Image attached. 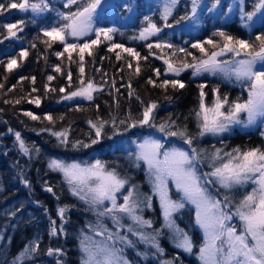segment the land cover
Returning a JSON list of instances; mask_svg holds the SVG:
<instances>
[{
    "label": "trees",
    "instance_id": "16d2710c",
    "mask_svg": "<svg viewBox=\"0 0 264 264\" xmlns=\"http://www.w3.org/2000/svg\"><path fill=\"white\" fill-rule=\"evenodd\" d=\"M101 1L106 3L100 18H94V27H114L115 31L111 33L110 40L100 37V43L86 50L82 62L79 49L71 53L69 60V53L64 51L63 43L50 41L43 32L52 25L63 23L59 13L76 11L87 0H79L78 4L67 8L60 0H47L49 10L43 13L10 9L0 15V24L16 23L20 20L26 22L23 31L17 32V37L9 39L4 38L8 35L7 30L0 27V264H15L16 257L26 247L37 243V252L30 259H26L24 264H81L80 234L94 217L86 202L72 196L61 176L48 167L51 160L76 162L81 166L100 160L107 169L114 168L129 185H137L143 195H149L144 165L139 162L137 166L135 160V143L151 136L161 140L165 148H180L191 155L192 145H187L179 137H168L148 126L129 127L142 118L144 107L150 103L155 102L158 105L153 113V122L156 125L171 118L180 129H187L188 134L194 137V143L195 140L202 139L198 144H193L195 149L206 152L214 149H222L224 152H231L235 148H240L241 151L264 149V130L261 125L246 131L234 128L231 134L213 139L199 135V121L195 113L199 110L200 86H204V101L210 106L214 99L213 89H218L221 96L226 95L230 102L237 98L240 102L246 101L248 82H233L223 78L220 73L210 76L193 75L191 68L177 76L166 71L165 64V60H169L174 66L182 67L184 62L196 63L207 59L204 53L192 45L203 44L209 55L213 50L218 51L223 39L214 33L219 31L253 42L258 47L256 36L264 33V19L260 25L247 31L238 16L229 20L223 19L227 5L229 6L224 0L220 5L221 12L217 13L216 18L212 16V9H215L212 6L217 3L215 0H207L212 1L207 2L208 5L199 2L195 16L192 14V0H178L167 21L158 15L159 9L148 17L162 31L159 38L157 35L143 40L138 37L147 22L142 20L138 5L135 6L134 22L126 26L118 23L119 18L131 15L133 7H129V2L138 3L141 0L125 2L126 8L122 10L119 8L121 2ZM9 2L10 0H0L6 7ZM109 3L110 7H107ZM248 3L250 0L242 2L244 12L249 9ZM256 3L257 0H254L252 11ZM181 17L191 19L181 20ZM188 25L195 28L184 32L183 27ZM210 38L218 42L215 49L213 45L206 43ZM94 39L97 37L91 32L82 39L68 37V42L82 44L90 43ZM149 43L153 45L152 49L147 47ZM157 43L162 46L155 47ZM114 44L121 45L124 49H133L139 53V57L120 48H111ZM168 44L173 47H167ZM180 48L185 49V52H179ZM24 51L27 55L21 56L20 53ZM58 52L63 55H56ZM193 57H196L195 61ZM241 58H245L243 54L235 57L228 52L217 57L221 61ZM11 59L16 60L17 66L9 71L7 64ZM81 63L84 67L83 74L79 71ZM137 66L140 68L139 73L136 72ZM57 67L60 71H56ZM50 76L51 80L48 79ZM81 79L85 85L88 81L94 84L96 90L92 93V99L80 96L64 99L81 87ZM165 79L179 80L184 87L172 88L169 85L165 89L160 86ZM149 80L153 83H149ZM61 88L64 91H60ZM37 99L39 104L35 103ZM28 112L38 119L34 120L25 115ZM48 116L52 119H46ZM121 121L125 123L122 124ZM101 122L106 123L103 124L101 135L97 137L93 124L99 126ZM172 130L175 131L176 127ZM16 132L21 134L29 148L27 155L20 149ZM54 132L66 133V136L57 137L53 135ZM62 140L66 142L62 143ZM93 140L96 143H92ZM85 144L89 146L84 147ZM201 174L199 172L200 176ZM49 187L52 188L51 192L47 191ZM207 188L214 191L208 185ZM241 190L242 188L236 189L238 193L233 197L240 196L242 199L244 193ZM170 196L173 200H180L179 194L172 190ZM229 197L231 198L230 194ZM152 203V227L158 229L161 227L159 211L155 203ZM62 207L66 209L63 219L58 214V209ZM192 211L185 206L174 216L179 228L186 231L192 239L193 248L188 255L176 251L169 243L167 232L162 231L159 244L163 252L160 254L145 249V244L138 243L126 234L135 250L128 251L125 245L122 250L125 260L131 264H163L164 261H172V264H199L196 255L202 238L199 230L193 226ZM52 221L56 222V235L51 234ZM49 249H60L61 252L48 255ZM136 250L144 256L143 260L134 254Z\"/></svg>",
    "mask_w": 264,
    "mask_h": 264
},
{
    "label": "snow or ice",
    "instance_id": "6c2138e0",
    "mask_svg": "<svg viewBox=\"0 0 264 264\" xmlns=\"http://www.w3.org/2000/svg\"><path fill=\"white\" fill-rule=\"evenodd\" d=\"M219 3V0H216ZM79 0H67L64 5L66 8L71 5L78 4ZM178 0H164L163 10L161 13L162 19L167 21V18L172 14ZM101 0H87L83 7H77L76 11L67 13H59L60 23L58 26H52L50 29L44 30V36L50 41H59L64 45V51L71 53L77 49L80 52V61L84 60V52L89 50L92 45L100 43V37L103 35L105 39H111L110 33L115 31L111 28H95L94 16L97 8L100 6ZM199 0H192V14L195 16ZM213 8L216 4H213ZM10 9H18L20 12L31 10L32 13H43L49 10L47 0H10L7 4L0 3V15ZM261 12L264 14V0H258L254 5V11L244 12L241 7V20L251 21L252 18ZM183 19H191V17H181ZM147 27L140 32L139 39L146 40L149 36H157L162 29L146 17ZM24 20L16 23L0 24V27L7 30L8 35L5 39L17 37V32L23 31L25 25ZM179 23V21H177ZM171 27V25H166ZM245 26L248 25L245 23ZM91 32H95L97 39L91 40L90 43H69L68 37L79 39ZM223 39L222 46L219 50H213L210 55L206 52L205 47L201 43L193 44V48H198L201 53H204L208 58L201 59L196 63L184 62L182 67H176L169 60H165L167 65L166 71L179 76L180 72L185 69H193V75H200L208 72L213 75L217 73L224 74L231 79L233 76L238 82H248V99L240 102L239 98L234 101H229L226 95L221 96L218 89H213L214 99L212 104L206 105L204 101L205 93L203 85H201L199 110L196 111L198 118L199 135L204 136L206 133L217 134L228 130L232 123H241L239 119L240 113H247L248 123L251 124L257 116H264V33L256 36V41L259 42L258 47L245 39H238L231 34L219 31L214 33ZM2 42V41H0ZM48 43V41H46ZM207 44L213 45L215 49L218 42L214 39H208ZM34 46V45H33ZM161 43H157L155 47L160 48ZM114 48L122 47L121 45H113ZM152 49L153 45H147ZM167 47H173L168 44ZM130 55L139 57V53L133 49H124ZM179 52H185V49H178ZM232 53L235 57L244 55L243 59H234L232 61H221L217 57L224 53ZM92 55L91 51H88ZM175 53H173L174 55ZM21 56H26L27 52H21ZM61 56L63 53H56ZM191 55V53H186ZM119 59V55L117 56ZM147 59V57H143ZM196 60V57H193ZM259 65V68H258ZM17 66L15 59L8 61L7 68L11 71ZM131 67V64H129ZM56 71H60L57 67ZM79 71L84 73V67L81 63ZM140 68L137 66L136 72L139 73ZM159 70L157 75L159 76ZM71 74L69 73V79ZM34 79V78H33ZM49 80L52 77H48ZM149 83H153L149 80ZM81 87L77 91L71 92L64 99H72L73 97H84L91 100L92 93L95 91V86L92 81H88L85 85L84 81H80ZM171 85L172 88H183L184 84L179 80H163L161 87L167 89ZM2 87V85H0ZM60 91H64L63 88ZM20 101H16L19 103ZM35 103L39 104L37 99ZM158 105L153 102L144 107L142 118L134 121L129 125L131 128L148 126L156 128L158 132L164 133L168 137H179L184 140V143L191 146L194 137L190 136L187 129H180L175 125V121L169 118L167 121L156 125L154 121V110ZM32 119H38L31 112L25 113ZM46 119L51 120L48 116ZM99 126L93 124L96 129V136L101 135L103 124ZM125 123V121H121ZM176 127L173 131L172 128ZM57 137H65L66 133L54 132ZM16 139L19 142L20 149L24 154L29 153V148L25 145V141L21 138L19 132L15 133ZM62 143L66 140H62ZM79 143V142H78ZM92 143H96L95 140ZM84 147L89 145L85 144ZM135 160L137 166L139 162L147 166L150 182L153 187V192L158 196L162 214L165 220L163 228L168 229L172 233V239L177 248L186 252H191L193 243L191 237L186 231L179 228L173 219V214L185 207V202L191 203L196 207V224L204 232V243L199 251V259L201 264H264V149L252 148L246 151H241L240 148H235L231 152H224L222 149H216L211 154L212 171L204 173L203 177L197 174L196 162L201 155V150L191 148V155L188 151L180 148L172 147L165 149L164 143L159 139H154L151 136L146 137L143 142L136 145ZM38 151V150H37ZM49 167L53 170L61 171L71 186V191L74 195L84 199L86 203L91 205H103L104 201H110L111 207H106L99 216L109 215L113 219L115 225L119 227H127V231L134 236H138L140 241L145 244H151L156 248L157 252H163L159 244V237L162 235V229H152L151 232H146L144 229L152 228V221L145 220L141 215L137 214V209L143 204L146 207H151V196L145 195L140 199V193H135L136 199H133V190L128 191L127 195L123 196L124 203L117 204L116 194L120 192L127 183L126 179H122L117 171L113 168L107 169L105 164L96 160L94 164L81 166L79 163L71 164L61 160L53 159L49 163ZM204 177H214L215 180H204V183H219L222 188L231 190L233 188L251 183L254 185L250 192H247L243 198L235 205V212L229 213L225 209L228 208L231 201L228 196L224 197L223 203L219 199H215L203 186L202 180ZM175 184L177 191L182 193L181 200H173L169 195V181ZM51 192L52 188H47ZM65 208H59L58 214L63 219ZM122 214V215H121ZM127 217L132 221V224L124 225L122 220ZM233 216L238 217L241 222L240 230H237L235 225H230L228 221ZM55 221H52L51 234L56 235ZM63 231V228L60 229ZM105 233L107 235L105 236ZM97 235L105 236V239L99 243L93 241L91 245L82 241L83 250L88 259L84 264H129L123 256L118 253L121 250L115 249L109 245V241L114 240V234L104 229L103 232H97ZM124 243L131 245V241L126 236L120 238ZM38 243L31 247H26L23 252L16 257L15 264H24L26 259H30L38 250ZM53 252L60 253V249H49L48 255H53ZM163 264H172V261H164Z\"/></svg>",
    "mask_w": 264,
    "mask_h": 264
},
{
    "label": "rangeland",
    "instance_id": "374dc122",
    "mask_svg": "<svg viewBox=\"0 0 264 264\" xmlns=\"http://www.w3.org/2000/svg\"><path fill=\"white\" fill-rule=\"evenodd\" d=\"M61 3H63L64 5L67 3V0H60ZM115 1V0H114ZM117 2H121V5H120V9L122 10L123 8H126V3L125 2H129V0H116ZM227 4H229V6L227 5V11H226V16L223 17V19H231L233 16H238L239 18H241V7L243 8L242 6V2L243 0H224ZM32 2H38V0H33ZM199 2H203L205 4L208 5L207 2H212V1H207V0H199ZM216 2V0L214 1ZM221 2H223V0H219V3H216V7L215 9H212L213 12V18H216L218 16L217 13H220L221 12V8H220V5H221ZM258 2V0H257ZM102 3V7H101V4L100 6L97 8L96 10V14L94 16V18H100V16L103 14V9H104V4L106 3ZM254 3V0H250V3H248L250 6L249 9L246 11V12H251L252 11V5ZM163 4H164V0H141V2H129V7H133V9L131 10V15H129V17H121L118 19V23L122 26H126L127 24L129 23H132L134 22V17H135V6L138 5L140 7V15L142 16V20L146 21L145 18L146 17H150L153 13L156 12V9H159L160 10V14L158 13V15L160 17L161 16V13H162V10H163ZM178 4V3H177ZM107 7H110V3L106 5ZM31 11V10H29ZM174 11V9H173ZM172 11V12H173ZM119 13V12H118ZM200 16V14H199ZM60 18V16H59ZM264 19V14H262L261 12H257V14L252 18L251 21H247V19L243 21V27L244 29H246L247 31H251L254 27L260 25L262 23V20ZM220 20H222V16H220ZM147 22V21H146ZM245 23L248 25L247 27L245 26ZM53 26V25H52ZM145 27H147V23L145 25ZM144 27V28H145ZM51 28V27H50ZM49 28V29H50ZM107 28H111V29H115L114 27H107ZM106 28V29H107ZM192 28H195V26H184L183 27V31L186 32L188 30H191ZM93 34L95 35V32H93ZM88 36V35H86ZM96 36V35H95ZM110 36L112 38V34L110 33ZM85 37V36H84ZM84 37H80L79 39H82ZM101 37L103 39H105L103 37V35H101ZM155 36H149L146 40H149L151 38H153ZM160 35L158 34L157 38H159ZM72 38V37H71ZM77 38H74V40H76ZM109 40V39H108ZM144 40V39H143ZM113 48V46L111 47ZM121 50H124V48L122 47H119ZM243 59V58H241ZM224 61V60H222ZM232 61V60H231ZM258 68H259V65H258ZM222 74V73H220ZM200 75H212L211 73H208V72H205V73H202ZM222 77L227 79V80H230V81H237L235 79V77L233 76L231 79L227 78L224 74H222ZM242 118V119H241ZM239 119L241 121V123H232L229 125L228 127V130L224 131V132H220V133H217V134H212V133H206L204 136H201L202 138H210V139H213V138H219L221 136H224V135H229L232 133L233 129L234 128H237L238 130H243V131H246V130H249V129H253L259 125L262 126L263 130H264V116H257L256 119L251 123L249 124L248 123V117H247V113H240L239 115ZM153 138V137H152ZM145 139V138H144ZM143 139V140H144ZM155 139V138H154ZM143 140H141L139 143L143 142ZM202 139H197L195 140V143L193 142L192 143V147L193 148V144H198L199 141H201ZM138 143H135L134 145V149H135V153L137 151V145ZM169 148H172V147H167L165 149H169ZM216 149L214 150H209V151H205V152H201L200 149H197L198 152H201V155L200 157L198 158L197 162H196V168H197V174L199 175V172H201V176L203 177V174L204 173H210L213 169H212V163H211V154L215 151ZM143 165H144V169H145V179H146V184L149 188V195L147 196H151V207H146L145 205L141 204L140 205V208L137 209V214L138 215H141L145 220H151L153 222V216H154V210H153V203H155L158 211H159V217H160V223H161V227L158 228V229H162V226L164 225L165 223V220H164V217H163V214H162V210H161V205H160V201H159V198L157 195L154 194L153 192V187H152V184L150 182V178H149V175H148V170H147V166L143 163V161H140ZM50 163V162H49ZM66 163H69L71 164V162H66ZM48 167H49V164H48ZM50 168V167H49ZM51 169V168H50ZM52 171L58 173L62 180L64 181V183L68 186L69 190H70V193L72 196H74L77 200L79 201H84V199H81L79 196L77 195H74L71 191V186L68 184L67 180L65 179L63 173L61 171H58V170H53L51 169ZM208 179H211V180H215L214 177H204L203 180H202V184L203 186L207 189V191L211 194V196L215 199H221V202L223 203V200H224V197L225 196H228L229 197V194L231 196V198L229 197V200L231 201V203L229 204L228 208L225 209L226 212H229V213H234L235 212V205L238 204V202L241 200V197L238 196V197H233L235 195V193H238V191H236V189H240L242 188V192L244 194H242V198L245 194H247V192H250L252 190V188L254 187V185H252L251 183H248V184H245V185H242V186H239V187H236V188H233L231 190H227L225 188H222L220 186L219 183H204V180H208ZM207 185L209 187H211L214 191H210L208 188H207ZM168 187H169V195H170V191H174V192H177L180 196V200L182 198V193H180L179 191H177L176 187H175V184L170 180L169 181V184H168ZM134 188V195H133V199H136V195L135 193H140V199H143L145 195H143L140 191H139V188L137 185L133 186V185H129L128 183H126L124 185V188H122L120 190V192H118L116 194L117 196V204H122L124 203L123 201V196L124 195H127L128 194V191L130 190H133ZM126 190V192H125ZM216 192V193H215ZM215 195V196H213ZM218 196H220L221 198H219ZM89 208L91 209L92 211V215L94 217V220L91 222V223H87L85 225V229L82 231V233L80 234V242H79V249H80V252H81V264H84V261L88 259L86 253L84 252L83 250V244H82V241H85L86 238H87V241L90 245L93 241L99 243L101 241H103L105 239V236L107 235V233H105V236H100V235H97L96 233L97 232H103L104 229H107L108 232L110 233H113L114 234V240L113 241H109V245L110 246H114L115 249H118V250H121L118 254L123 256L122 254V250H123V247L125 246V249L128 250V251H134L135 249H133V244L131 243V245L129 244H126L124 243L120 238L125 236L126 234L128 236H132L133 239H135L136 241H138V243L140 244H145L143 242L140 241L139 237L138 236H134L131 232H128L127 231V227H117L113 221V219L111 218V216L109 215H104V216H99L98 213L99 212H102L104 210V208L106 207H111V202L110 201H104L103 205H91L90 203H86ZM185 206L189 207L190 209H192L193 211V226L199 230L200 234H201V238H202V243H201V246L203 245L204 243V232L203 230L196 224V207L195 205L191 204V203H188V202H185ZM182 210V209H180ZM180 210L176 213L173 214V219H174V216L176 214H179ZM122 215V214H121ZM92 219H90L91 221ZM122 223L124 225H129V224H132V221L130 219H128L126 216L123 218L122 220ZM228 223L230 225H235L237 227V230L239 231L240 230V227H241V222L239 221L238 217L236 216H233L232 219L230 221H228ZM154 223H152V226H153ZM152 229H154L153 227L152 228H146L144 229V231L146 232H151ZM162 231H165L167 232L168 234V238H169V243L172 245V247L178 251V252H182L184 254H187L190 253V252H186V251H183L182 249L180 248H177L175 246V242L174 240L172 239V233L166 229V228H163ZM200 246V248H201ZM145 249H150L152 250L154 253L157 252L156 248H154L151 244H145ZM200 248H199V251H200ZM134 254L140 259V260H143L144 259V256L141 255V252L136 250V252H134ZM160 254V252H159ZM197 259H198V262L199 264H201V261L199 259V252L197 253ZM124 258V256H123ZM125 259V258H124ZM129 264H131L129 262Z\"/></svg>",
    "mask_w": 264,
    "mask_h": 264
}]
</instances>
